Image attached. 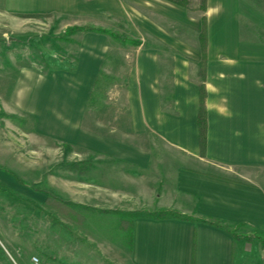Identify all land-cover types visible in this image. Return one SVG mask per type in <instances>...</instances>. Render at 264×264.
Here are the masks:
<instances>
[{"label":"crops","instance_id":"crops-1","mask_svg":"<svg viewBox=\"0 0 264 264\" xmlns=\"http://www.w3.org/2000/svg\"><path fill=\"white\" fill-rule=\"evenodd\" d=\"M0 12L20 24L14 32H35L25 28L34 22L48 27L39 34L59 40L67 29L108 28L105 17H119L126 21L120 33L135 38L110 45L103 34L76 30L62 53L78 67L73 103L49 106L51 117L27 111L39 121L38 136L53 139L62 161L72 159L70 177L77 184L72 188H86L73 162L91 158L144 170L150 151L161 144L186 163L178 169L176 186L196 197L192 212L175 208V201L158 208L190 219L136 217L132 264H261L246 255L247 241L199 220L214 217L264 233V0H207L205 155L198 124L201 53L174 36L177 24L200 28L201 15L166 0H0ZM111 49H123L127 63L116 89L99 82ZM112 55L118 60L120 54ZM67 145L70 150L62 149ZM63 163L59 167H66ZM155 182L146 184L154 191ZM259 249L264 250L262 243ZM48 257L43 264H67Z\"/></svg>","mask_w":264,"mask_h":264},{"label":"rangeland","instance_id":"rangeland-1","mask_svg":"<svg viewBox=\"0 0 264 264\" xmlns=\"http://www.w3.org/2000/svg\"><path fill=\"white\" fill-rule=\"evenodd\" d=\"M189 11L202 16L201 11ZM105 18L111 23L104 28L109 31L90 30L93 25L83 26V31L103 34L110 45H123L124 35L119 28L126 25L125 19ZM199 20L198 29L177 24L174 36L201 53L197 72L201 79L205 46L208 62L209 33L208 23L204 29ZM18 26L16 20L11 21L0 12V262L36 264L32 259L35 255L39 264H43L48 261L45 256L48 254L67 264H132L131 224L135 215L153 213L160 210L159 206L172 205V201L180 211L192 212L189 205L196 202V197L183 194L176 186L178 169L186 163L161 144L150 151V163L144 170L91 158L73 162L74 173L86 188H72L73 184L77 186L70 177L72 159H63L68 166L59 167L61 163L64 165L60 147L53 139L38 136L39 121L37 117L36 121L31 120L27 111L42 110L46 117H51L49 106L73 103L74 87L79 83L74 72L78 67L71 63L73 60L63 58L62 53L63 47L70 44L65 40L76 30L67 29L62 35L65 40H59L51 34H39L48 27L38 23L25 25L35 32H14ZM122 51L111 49L100 74V84L111 83L114 89L122 85L127 70ZM54 53L61 56L55 57ZM113 53L120 54L118 60ZM132 140L135 138L126 141ZM62 149L68 151L70 146ZM154 182L157 186L153 191L146 183ZM246 244V255L264 264L260 238H252Z\"/></svg>","mask_w":264,"mask_h":264},{"label":"trees","instance_id":"trees-1","mask_svg":"<svg viewBox=\"0 0 264 264\" xmlns=\"http://www.w3.org/2000/svg\"><path fill=\"white\" fill-rule=\"evenodd\" d=\"M171 1L177 5H180L184 8H187L189 10H198L202 12L201 20L204 25V29L207 28V0H198V1H192V0H168ZM84 29V27H74L70 28V30H78V29ZM90 30L95 31H103L107 32L109 30H106L102 27L94 26V28H89ZM123 41L130 40L128 37L124 36ZM206 46L203 49L202 53V70H201V81L199 83V90H200V107H199V114H198V124H199V141L201 146V153L202 155H205L206 146H207V129H208V113H207V91H206V63H207V57H206ZM79 205V204H75ZM149 217L156 218V219H165V218H179V219H190L189 216H186L185 214H182L181 212L175 210V209H167V208H161L160 210H155L153 213L146 214ZM135 217H138L135 215ZM204 223H209L212 225H216L219 227H222L226 231L230 232L235 239L238 240H244V241H250L252 238H260L261 243L264 245V233L260 232L257 229H254L251 225H247L244 223H238L236 225L229 224L219 218L214 217H208V216H201L200 220ZM134 222L131 224V228H133ZM245 230V231H244ZM262 237V238H261ZM47 257L50 255H46ZM49 258V257H48ZM54 259V258H51ZM1 264V262H0Z\"/></svg>","mask_w":264,"mask_h":264},{"label":"built area","instance_id":"built-area-1","mask_svg":"<svg viewBox=\"0 0 264 264\" xmlns=\"http://www.w3.org/2000/svg\"><path fill=\"white\" fill-rule=\"evenodd\" d=\"M33 261L36 263V264H39L40 263V260L37 256H34L33 257Z\"/></svg>","mask_w":264,"mask_h":264}]
</instances>
